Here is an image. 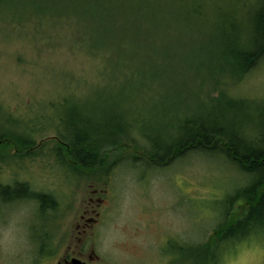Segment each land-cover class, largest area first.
Instances as JSON below:
<instances>
[{
	"label": "rangeland",
	"instance_id": "1",
	"mask_svg": "<svg viewBox=\"0 0 264 264\" xmlns=\"http://www.w3.org/2000/svg\"><path fill=\"white\" fill-rule=\"evenodd\" d=\"M258 4L0 0V138L8 132L35 143L22 153L15 139H0L9 141L0 146V185L27 184L29 191L47 195L53 203L43 207L38 198L27 197L30 192L8 201L0 195L1 264H37L42 253L50 258L44 263L51 264L63 255L77 240L75 224L91 184L107 189L96 235L101 264H195L197 247L208 255L211 241H219L220 201L246 184L244 175L222 158L200 153L153 167L136 162L143 155L129 145L103 169L74 170L61 140L66 135L63 111L69 102V112L75 107L107 122L103 111L122 110L127 112L123 117L139 124L138 144L148 143L140 136L144 134L166 138L178 127V117L191 109L205 113L200 102L208 100V92L215 97L220 92L202 84L219 70V61L208 55L217 47L210 37L235 28V21L241 26L238 40L248 41L245 27ZM117 50H126L133 63L120 59ZM166 51L170 56L163 60ZM141 64L153 81L147 77L140 88L125 83L131 73L135 82L140 78L136 69ZM155 70L157 78L150 75ZM225 86L242 99L233 114L246 119L249 134L264 130V59L243 81L229 80ZM232 124L240 127L239 121ZM6 230H11L7 240ZM38 244H43L39 251ZM179 245L189 253L185 258L183 249L175 252ZM214 252L217 264H264V229Z\"/></svg>",
	"mask_w": 264,
	"mask_h": 264
},
{
	"label": "trees",
	"instance_id": "2",
	"mask_svg": "<svg viewBox=\"0 0 264 264\" xmlns=\"http://www.w3.org/2000/svg\"><path fill=\"white\" fill-rule=\"evenodd\" d=\"M231 26L235 28L218 30L222 34L220 37L216 36V39L214 36L210 37V41H217V47L211 49L208 55L210 59L215 58L219 61L217 64L219 70L218 73L210 76V80L206 79L202 82L203 85H214L213 90L220 92L216 97L211 94L212 91L208 92V100L200 102L202 108L203 104L205 105L203 108L206 110L205 113H198V110H192L190 107L192 112L187 116L184 115L183 118L178 117V127L172 129L166 138L139 134L148 143L138 144L135 133L138 132L139 124L135 125L132 119L123 117V113L127 112L122 110L114 114L103 111L100 115L108 118L107 122L103 119H93L91 115H84L75 107L69 112L71 107L67 106L69 102H66V111H63L62 120L66 135H61L63 136L61 140L68 146L67 153L73 162L69 167L74 170H79L76 168L78 166L81 171L103 169L102 166L105 168L107 164L113 163L112 156H116L120 149L129 145L132 152L141 151L143 155L134 158L136 162L144 160V164L150 163L153 167H162L189 153H200L222 158L247 178L246 184L237 187L235 193L231 194L234 189L228 192L220 201L221 221L218 222L215 230L219 241H211L207 256L202 252L199 253L204 250L202 247L195 248L194 250L198 252L195 255V264H217L218 260L214 252L216 248L232 242H241L251 233L264 229V130L249 134L246 119L242 117L241 120V115L237 117L233 114L235 111L239 112L243 101L234 93L227 91L228 88L225 86L229 80L243 81L264 59V0H259L258 6L250 13L249 23L245 27L250 35L248 41L238 40L240 37L237 31L241 28L238 22L233 21ZM168 38L166 35L164 40ZM117 51H120L122 55L120 59L124 62L133 60V57L124 53L126 50ZM169 56L166 51L163 60L169 59ZM136 70V73L141 74L140 78L135 82L134 74L131 73L130 79L125 83L131 86L138 85L140 88L146 84L144 79L149 76L145 74L142 64ZM158 74L155 70L150 75L157 78ZM217 76L222 79L215 80ZM149 79L153 81L150 77ZM120 88L126 91L123 86ZM122 107V104H117L116 108L122 109ZM178 107L181 108L182 105L179 104ZM176 115L180 116V114ZM235 121H239L240 127L232 124ZM2 138L15 139L22 153H26L35 144L8 132L3 134ZM6 139L0 140V146L7 145L9 141ZM27 192H30L27 197L38 198L43 207L47 203L53 204L49 196L29 191L27 184L6 187L0 185V195L5 201L26 196ZM174 249L177 254L183 249L181 256L184 258L185 255H189L186 248L180 245L175 246Z\"/></svg>",
	"mask_w": 264,
	"mask_h": 264
},
{
	"label": "flooded vegetation",
	"instance_id": "3",
	"mask_svg": "<svg viewBox=\"0 0 264 264\" xmlns=\"http://www.w3.org/2000/svg\"><path fill=\"white\" fill-rule=\"evenodd\" d=\"M90 188V192L87 193V201L75 224V229L78 232L75 234L76 242L68 244L66 252L61 256L54 257L50 261L51 264H101L103 262L104 257L97 250L96 235L97 227L103 220L102 206L107 189L99 188L96 184H91ZM42 246L43 244H38L36 250L39 251ZM41 257L43 259L36 260L37 264H47L44 262L50 260L43 253Z\"/></svg>",
	"mask_w": 264,
	"mask_h": 264
},
{
	"label": "clouds",
	"instance_id": "4",
	"mask_svg": "<svg viewBox=\"0 0 264 264\" xmlns=\"http://www.w3.org/2000/svg\"><path fill=\"white\" fill-rule=\"evenodd\" d=\"M24 211H25V210H20L19 215H23ZM10 231H11V230H6V232H5L6 240H7L8 237H9V233H10ZM13 239H14V237H13Z\"/></svg>",
	"mask_w": 264,
	"mask_h": 264
},
{
	"label": "bare ground",
	"instance_id": "5",
	"mask_svg": "<svg viewBox=\"0 0 264 264\" xmlns=\"http://www.w3.org/2000/svg\"><path fill=\"white\" fill-rule=\"evenodd\" d=\"M261 10V9H260ZM258 15V14H257ZM232 24V23H231ZM227 102V101H226ZM263 136V135H262ZM263 147V146H262ZM81 156V155H80Z\"/></svg>",
	"mask_w": 264,
	"mask_h": 264
}]
</instances>
